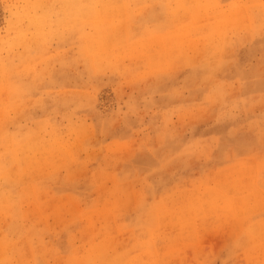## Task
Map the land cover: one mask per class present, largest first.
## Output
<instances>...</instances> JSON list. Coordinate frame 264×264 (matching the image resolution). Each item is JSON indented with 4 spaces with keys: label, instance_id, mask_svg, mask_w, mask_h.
Returning <instances> with one entry per match:
<instances>
[{
    "label": "rangeland",
    "instance_id": "374dc122",
    "mask_svg": "<svg viewBox=\"0 0 264 264\" xmlns=\"http://www.w3.org/2000/svg\"><path fill=\"white\" fill-rule=\"evenodd\" d=\"M125 261L264 264V0H0V264Z\"/></svg>",
    "mask_w": 264,
    "mask_h": 264
},
{
    "label": "bare ground",
    "instance_id": "6f19581e",
    "mask_svg": "<svg viewBox=\"0 0 264 264\" xmlns=\"http://www.w3.org/2000/svg\"><path fill=\"white\" fill-rule=\"evenodd\" d=\"M87 1H89V0H87ZM90 1H91V0H90ZM194 1H196V0H194ZM232 1H233V0H232ZM245 1H246V0H245ZM89 3H90V2H89ZM93 3H94V2H93ZM93 3H92V4H93ZM239 4H240V3H239ZM249 4H250V3H249ZM43 6H44V5H43ZM77 6H78V5H77ZM79 7H80V6H79ZM88 8H89V7H88ZM236 8H237V7H236ZM89 9H90V8H89ZM89 9H88V10H89ZM195 10H196V9H195ZM78 12H80V11H78ZM201 12H202V11H201ZM31 13H32V12H31ZM194 13H196V11H195ZM199 13H200V12H199ZM81 14H82V12L80 13V15H81ZM202 14H203V13H202ZM237 14H238V13H237ZM68 15H69V14H68ZM88 15H89V14H88ZM195 15H196V14H195ZM200 15H201V14H200ZM203 15H204V14H203ZM234 15H235V14H234ZM81 16H82V15H81ZM91 16H93V15H91ZM195 17H197V15L194 16V18H195ZM201 17H203V16H201ZM234 17H237V16H234ZM21 18H22V17H21ZM21 18H20V19H21ZM38 18H39V17H38ZM194 18H193V19H194ZM199 18H200V17H199ZM235 19H236V18H235ZM81 20H82V19H81ZM231 20H232V18H231ZM34 21H35V20H34ZM87 21H88V20H87ZM70 22H71V21H70ZM79 23H80V22H79ZM81 23H82V22H81ZM95 23H96V22H95ZM228 23H230V22H228ZM231 23H232V22H231ZM241 23H242V22H241ZM7 24H8V23H7ZM91 24H92V23H91ZM96 24H98V23H96ZM82 25H83V24H82ZM82 25H81V26H82ZM223 25H224V24H223ZM76 26H78V24H76ZM101 26H103V25H101ZM208 26H209V25H208ZM212 26H213V25H212ZM217 26H218V25H217ZM217 26H216V27H217ZM37 28H38V27H37ZM94 28H95V27H94ZM204 28H205V27H204ZM211 28H212V27H211ZM217 28H218V27H217ZM239 28H240V27H239ZM20 29H21V28H20ZM97 29H98V28H97ZM205 29H206V28H205ZM205 29H204V30H205ZM15 30H16V29H15ZM33 30H34V29H33ZM92 30H93V29H92ZM102 30H103V29H102ZM104 30H105V29H104ZM169 30H170V29H169ZM189 30H190V29H189ZM189 30H187V31H189ZM192 30H193V29H192ZM201 30H202V28H201ZM211 30H213V28H212ZM215 30H217V29H214L213 31H215ZM93 31H94V30H93ZM95 31H96V30H95ZM95 31H94V32H95ZM182 31H183V30H182ZM184 32H186V31L184 30ZM211 32H212V31H211ZM211 32H210V35H212ZM216 32H217V31H215L214 34H215ZM92 33H93V32H92ZM232 33H233V32H232ZM93 34H94V33H93ZM185 35H186V34H185ZM257 35H258V34H257ZM218 36H219V35H218ZM89 37H90V36H89ZM25 38H26V37H25ZM208 38L211 39L210 36H209ZM83 39H84V38H83ZM87 39H88V38H87ZM175 39H176V38H175ZM179 39H180V38H179ZM199 39H200V38H199ZM15 40H16V39H15ZM25 40H27V39H25ZM199 41H200V40H199ZM22 42H23V41H22ZM193 42H194V41H193ZM16 43H17V42H16ZM18 43H19V42H18ZM24 43H25V42H24ZM24 43H23V44H24ZM198 43H199V42H198ZM3 44H4V43H3ZM84 44H85V43H84ZM16 45H18V44H16ZM141 45H142V44H141ZM188 45H189V44H188ZM192 46H193V45H192ZM196 47H197V45H196ZM168 49H169V48H168ZM190 49H191V48H190ZM231 50H232V49H231ZM110 52H111V51H110ZM192 53H193V52H192ZM207 56H208V55H207ZM146 57H147V56H146ZM16 58H17V57H16ZM96 58H97V57H96ZM141 58H142V57H141ZM186 58H187V57H186ZM96 61H97V60H96ZM204 61H205V60H204ZM200 63H201V62H200ZM90 64H91V63H90ZM108 66H109V65H108ZM152 67H153V66H152ZM146 74H147V73H146ZM3 77H4V76H3ZM127 79H128V78H127ZM1 87H2V86H1ZM243 87H244V86H243ZM2 92H3V91H2ZM80 94H81V93H80ZM87 95H88V94H87ZM2 97H3V96H2ZM84 97H85V96H84ZM223 98H224V97H223ZM90 99H91V98H90ZM82 101H83V100H82ZM70 102H71V101H70ZM28 125H29V124H28ZM35 128H36V127H35ZM240 131H241V130H240ZM80 134H81V133H80ZM229 135H230V134H229ZM76 137H77V136H76ZM46 145H49V144L47 143ZM46 145H43V147L46 146ZM52 145H54V144H52ZM58 146H59V145H58ZM62 146H63V145H62ZM2 147H3V145H2ZM116 147H117V146H116ZM44 148H45V147H44ZM49 148H51V147H49ZM114 148H115V147H114ZM47 149H48V148H47ZM50 150H51V149H50ZM45 151H46V150H45ZM60 152H61V151H60ZM63 152H64V151H63ZM109 152H110V151H109ZM48 153H49V152H48ZM43 155H44V154H43ZM65 159H66V158H65ZM31 161H32V160H31ZM44 162H45V161H44ZM8 170H9V169H8ZM252 170H253V169H252ZM38 172H39V171H38ZM40 172H41V171H40ZM241 175H242V174H241ZM224 180H225V179H224ZM226 180H227V179H226ZM100 185H101V184H100ZM252 188H253V187H252ZM48 189H49V188H48ZM244 189H245V188H244ZM253 189H254V188H253ZM229 190H230V189H229ZM37 195H38V194H37ZM126 195H127V194H126ZM35 196H36V195H35ZM210 196H211V195H210ZM43 198H44V197H43ZM102 208H103V207H102ZM101 211H102V210H101ZM102 212H103V211H102ZM40 213H41V212H40ZM40 213H39V214H40ZM99 215H100V214H99ZM58 216H59V215H58ZM90 222H91V221H90ZM179 227H180V226H179ZM101 230H102V228H101ZM113 231H114V230H113ZM105 232H106V231H105ZM110 237H111V236H110ZM113 237H114V236H113ZM116 237H117V236H116ZM74 240H75V239H74ZM86 244H87V243H86ZM86 244H85V245H86ZM73 245H74V244H73ZM92 246H93V245H92ZM103 251H104V250H103ZM10 255H11V254H10ZM55 255H56V254H55ZM95 257H96V256H95ZM99 258H100V257H99ZM49 260H50V259H49ZM51 260H52V259H51ZM128 261H129V260H128ZM66 262H67V261H66ZM76 262H77V261H76ZM103 262H104V261H103ZM112 263H113V262H112ZM124 263L126 264V261H125ZM129 263H130V262H129Z\"/></svg>",
    "mask_w": 264,
    "mask_h": 264
}]
</instances>
